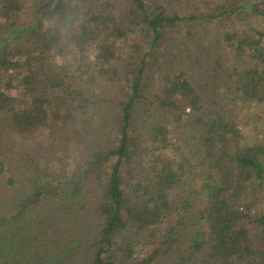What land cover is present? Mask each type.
Listing matches in <instances>:
<instances>
[{
  "label": "trees",
  "instance_id": "16d2710c",
  "mask_svg": "<svg viewBox=\"0 0 264 264\" xmlns=\"http://www.w3.org/2000/svg\"><path fill=\"white\" fill-rule=\"evenodd\" d=\"M43 3L0 0V264H264V0Z\"/></svg>",
  "mask_w": 264,
  "mask_h": 264
},
{
  "label": "rangeland",
  "instance_id": "374dc122",
  "mask_svg": "<svg viewBox=\"0 0 264 264\" xmlns=\"http://www.w3.org/2000/svg\"><path fill=\"white\" fill-rule=\"evenodd\" d=\"M42 1L45 5L53 0ZM241 116L244 118L245 122H250L249 125H246V123L242 125L244 134L247 135L249 139L255 142L264 141V107L251 105L247 109H245L244 112H242ZM53 170L62 182L69 181L73 176L72 168L65 166V163L63 161H59L58 163H56Z\"/></svg>",
  "mask_w": 264,
  "mask_h": 264
}]
</instances>
